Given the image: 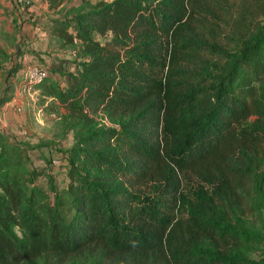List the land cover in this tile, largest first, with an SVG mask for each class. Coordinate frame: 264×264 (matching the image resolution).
I'll return each mask as SVG.
<instances>
[{
  "label": "trees",
  "instance_id": "1",
  "mask_svg": "<svg viewBox=\"0 0 264 264\" xmlns=\"http://www.w3.org/2000/svg\"><path fill=\"white\" fill-rule=\"evenodd\" d=\"M263 20L264 0H81L51 18L72 57L29 86L45 84L64 123L83 129L71 147L80 165L60 156L75 216L57 205L53 160L30 167L0 132V264L84 249L99 264H264V237L241 218L264 211ZM96 111L128 118L92 129ZM104 171L150 191L112 187Z\"/></svg>",
  "mask_w": 264,
  "mask_h": 264
},
{
  "label": "rangeland",
  "instance_id": "2",
  "mask_svg": "<svg viewBox=\"0 0 264 264\" xmlns=\"http://www.w3.org/2000/svg\"><path fill=\"white\" fill-rule=\"evenodd\" d=\"M3 1L8 3L12 21L9 22L7 17L0 19V49L9 56L5 61L0 62V99L9 96L8 100L0 105V132L7 134L11 141L24 145L30 167H44V164L48 167L45 159L51 158L53 160L52 168L49 166L46 169L49 170L55 182L54 189L57 194V205L68 220L75 216V210L71 205V196L66 191L65 164H61L60 156L71 155V159L80 165L81 155H78L71 147L74 143V135L76 139V135L78 133L82 134L83 129L78 124H74V119L71 118L66 119L69 123H64V118L61 115L65 114V110L56 104L45 84H41L37 88L28 89L25 87L23 77L27 67H41V64H43L45 66L42 67L48 70L50 76L58 78L59 76L53 73L52 69H57L60 66L58 64L59 60L72 57L73 46L58 47L56 42H53L51 46L48 45L46 49L40 51L38 47L25 43L23 38L25 33L30 36L31 31L34 30L38 34L40 32V20L47 15L46 12L42 13L43 9L41 7H38V12L33 7L35 4H39L40 0H32V3L27 5H18L16 0ZM78 1L80 4L81 0H74L70 4H77ZM84 1L94 2L97 0ZM48 3V10H51L48 11L50 15L63 14L73 7L67 3L63 4L61 1L56 2V0H49ZM32 13L36 14L33 16ZM262 22L264 24V20ZM37 34L34 36L35 38ZM38 40L36 39V41ZM222 42L225 41L223 40ZM223 45L228 46L229 44L223 43ZM41 48H44V46ZM34 50L36 53L33 52ZM25 56H29L30 60H24ZM215 58L213 54H207L204 59L210 62ZM13 67H15L17 72L11 73ZM200 68L203 69L202 67ZM88 116L92 118L88 124V127L92 129L98 127L117 128L120 122L128 118V116L111 114L108 111H96ZM104 177L106 178V184L118 187L125 192L137 191L143 193L150 191L149 188L144 186H135V189H132L125 183V178L116 177L105 171ZM197 182V179L190 175H185L181 179V184L185 188L193 187ZM34 183L42 189H48L49 186L43 175L37 176L34 179ZM178 209L182 212L183 207H178ZM241 218L247 227L253 229L261 238L264 237V211L249 212L243 209ZM14 230L19 234L17 227ZM262 242L247 245L245 251L247 256L256 258L260 253ZM96 257L95 252L84 249L76 256L61 258L43 255L35 258L32 262L24 264H99Z\"/></svg>",
  "mask_w": 264,
  "mask_h": 264
},
{
  "label": "crops",
  "instance_id": "3",
  "mask_svg": "<svg viewBox=\"0 0 264 264\" xmlns=\"http://www.w3.org/2000/svg\"><path fill=\"white\" fill-rule=\"evenodd\" d=\"M72 1H74V0H68V1H66V0H63V1H61V3H63V4H70ZM103 1H109V0H103ZM49 2V0H40V2H39V4L37 3V4H35L33 7L35 8V11L36 12H38L39 11V8L38 7H41L43 10H42V13H44V12H46V16H44V18L43 19H41L40 20V22H41V25H40V32H38V34L33 30V31H31V33H30V36L29 35H27V33H25V36H23V38L25 39V43H30L31 45H34L36 48L38 47L39 49L38 50H44V49H46L47 47H48V45H50L51 46V43H53L54 42V40H53V36L51 35V33H50V29H49V23H50V19L51 18H53V17H56L57 15H50L49 14V12L48 11H51V10H48V3ZM5 4V5H4ZM79 4V1H78V3L77 4H74V5H72V4H70V5H72V6H76V5H78ZM61 5V4H60ZM52 6V5H51ZM53 6H55L54 4H53ZM9 7H8V3L7 2H5L4 3V1L2 0V1H0V19L1 18H8V20H9V22H11L12 21V19H11V15L9 14V9H8ZM36 13H32V15L34 16ZM30 31V30H29ZM37 34V36H36V38L34 37L35 35ZM36 39H39L38 41H36ZM44 40V41H43ZM25 46V45H24ZM23 46V47H24ZM42 46H44V48H41ZM24 48H26V49H28L27 47H24ZM30 48V47H29ZM34 53H36L35 52V50L33 51ZM28 54H31V53H28ZM29 58V59H28ZM24 60H27V61H29L30 60V57L28 56V57H24ZM42 66H45V65H43V64H41ZM68 67V69L69 70H71V71H74V68L72 67L73 65L70 63L69 65H67Z\"/></svg>",
  "mask_w": 264,
  "mask_h": 264
},
{
  "label": "built area",
  "instance_id": "4",
  "mask_svg": "<svg viewBox=\"0 0 264 264\" xmlns=\"http://www.w3.org/2000/svg\"><path fill=\"white\" fill-rule=\"evenodd\" d=\"M32 3V0H16V4H24L27 5ZM25 76L23 77V81L25 83V87L30 89V84H34L39 82L43 77L47 74V69L45 67H27L25 70Z\"/></svg>",
  "mask_w": 264,
  "mask_h": 264
}]
</instances>
